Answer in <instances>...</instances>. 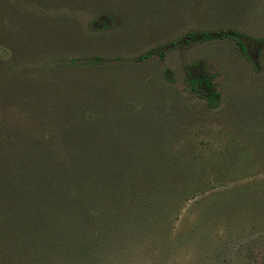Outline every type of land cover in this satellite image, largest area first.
Instances as JSON below:
<instances>
[{"label":"rangeland","instance_id":"obj_1","mask_svg":"<svg viewBox=\"0 0 264 264\" xmlns=\"http://www.w3.org/2000/svg\"><path fill=\"white\" fill-rule=\"evenodd\" d=\"M263 38L264 0H0V128L18 143L36 136L38 99L61 88L100 102L94 131L121 115L114 143L149 134V155L119 182L92 178L89 210L87 193L77 207L64 194L38 211L16 205L8 221L1 201L0 264H264ZM97 56L104 66H65ZM188 72L212 79L219 108L191 92ZM60 180L58 191L88 185ZM137 210L160 218L152 231L97 239L106 218Z\"/></svg>","mask_w":264,"mask_h":264},{"label":"trees","instance_id":"obj_2","mask_svg":"<svg viewBox=\"0 0 264 264\" xmlns=\"http://www.w3.org/2000/svg\"><path fill=\"white\" fill-rule=\"evenodd\" d=\"M194 35L198 36L199 34ZM236 35L233 32L231 36L236 39L241 51L245 52L244 44L237 39ZM202 36L203 39L213 37L209 33L201 34ZM258 40L264 46V38ZM105 62L107 60L100 56L93 57L84 64L73 58L67 63L65 62V66L71 67V64H73L76 68L85 69L87 67L91 68V66L102 67ZM187 76V83L191 92L204 99L208 107L212 109L219 108L221 104L220 95L213 89L212 79L195 76L191 72H188ZM83 85L87 88V85H92V81L89 80L87 84ZM92 87V90L89 87L90 93L95 90L98 97L103 95V98H106L105 93L107 94V91L113 90L111 87L109 90L105 87ZM72 100L74 99L69 100V97L63 93L61 88L48 93L44 99H38L37 102L43 104L42 111L46 112L47 115L40 114L43 117H37L33 122L42 123L46 127L52 124L55 127L53 129L46 127H43L42 130L38 129L34 131L36 136L33 131L30 132L32 134L27 136L22 135L24 137L23 143H18L14 135L8 134L3 127L0 128V202L4 201L6 203L5 207L9 208L8 211L11 210L7 215L8 221L13 220L16 205L19 206V211L25 210L27 206L35 207L38 211L44 205V208H46L49 204H61L64 194L68 201L67 205L77 207L80 203L79 200H81L79 199L81 194L87 193L84 195L83 201L85 208L89 210L88 206L94 204L93 195L97 193V185L95 184L97 179H92L94 176L115 184L118 181V176L128 173L131 168L149 155L145 143L149 134L144 135L143 129L138 128V131L132 129L134 135L129 141L122 144L114 143L113 137L118 133V122L122 118L121 115L115 116L113 121L110 122L111 126L106 128L105 131L101 129H95L94 131L90 119L97 115L92 114L91 111L94 109L99 110L100 102L93 107V104L91 106L89 102H86L88 99L77 102ZM36 111L42 112L39 107L36 108ZM90 132H94V134L90 135ZM141 141H144L147 148L141 144ZM71 177H77L81 185L85 182L88 185L86 188L73 186L68 190L65 187L66 191L64 189L58 191L57 187L54 188V184L58 179L67 181ZM110 186L112 185L110 184L109 188L107 187L108 190L102 197L107 198L108 194L111 193V190L109 191ZM73 194L74 196H72ZM79 194L80 196H78ZM138 212L140 211L137 210V213L129 218L125 215L105 217L107 222L103 225L104 227L96 229L98 231L97 239L110 242L106 245L109 246L113 243L116 244L115 241L119 237L124 239L125 236H122L124 234L129 235V237H132L134 233L146 235L153 230L155 223L160 221V218L156 215L145 216ZM42 218L49 220L45 215ZM2 221L4 222V220ZM30 221V219L24 218L19 222L28 223ZM0 225H2L1 222ZM89 225L94 227L92 223ZM3 229L4 227L0 226V233H3ZM124 247L125 244L119 249L122 250Z\"/></svg>","mask_w":264,"mask_h":264}]
</instances>
